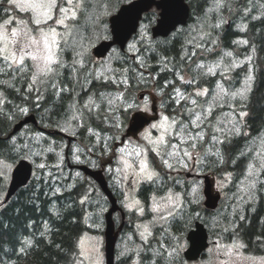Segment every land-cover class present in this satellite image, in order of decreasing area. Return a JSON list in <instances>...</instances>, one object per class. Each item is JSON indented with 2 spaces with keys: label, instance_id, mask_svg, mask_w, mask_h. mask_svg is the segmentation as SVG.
<instances>
[{
  "label": "snow or ice",
  "instance_id": "obj_1",
  "mask_svg": "<svg viewBox=\"0 0 264 264\" xmlns=\"http://www.w3.org/2000/svg\"><path fill=\"white\" fill-rule=\"evenodd\" d=\"M129 7L124 8L119 16H114L112 23V32L116 33L119 39L122 24L125 18L132 17L136 11L137 4L128 0ZM156 2V0H153ZM150 6V5H149ZM227 7L225 0H213L208 12L216 13ZM159 13L152 12L146 19L147 25H141V32L137 43L143 44L151 38L148 35V27L153 19L159 15L160 27L165 31L175 29L176 22L169 14V5L160 0L157 3ZM91 11V15L89 12ZM251 9L246 10V14L251 13ZM0 75L6 76L12 81L9 85L8 80H0V84L6 85L13 93L17 94L22 101L29 102L35 94L33 107H40L41 102L45 101V94L51 89V95L60 97L64 92L71 94L72 89L62 86L59 77L62 70L71 68L79 79V74L84 72L85 82L89 85L99 88H113L115 91H92L89 88L86 92V99L82 102L74 101L65 113L64 124L61 127L57 123L60 131L66 132L73 137L77 135V130L87 133L88 144L83 146L64 145L72 152L73 161L77 164L84 163L81 155L87 152L88 155H94L97 146H100L99 159L108 164L107 171L114 176V184L120 188L123 196L122 205L129 213H135L139 218L151 216V219H142L141 223L136 225V234L141 240V245L137 249L125 247L121 252L122 257L132 259L134 254L137 259L132 260V264H140V252L146 247L150 248V238L155 239L153 229L159 226L163 229V234L168 237L165 243L157 241L159 247L152 250L153 259L151 264H177L181 251L186 247L181 243L182 236L169 230L175 224L180 225L185 217V204H199L200 200L187 199L188 193L175 191V187L180 184L171 174H179L181 171H191L192 167L202 162L205 156H217L219 162L225 161L220 149L215 152L212 148H203L205 144L228 145L231 148L230 140L235 137H249V133L244 131L246 127L245 120L250 113L243 110L247 105H243L239 112L236 111V103L230 101H240L249 99L252 88L249 81L253 77H246L244 87L230 91V78L227 73L232 69L239 67V64H224V57H233L231 51L225 52L223 56L215 60L211 66L204 62V57L200 56L195 62V70L199 79L192 78L185 81L177 68L165 69L171 71L174 79L165 80L163 86L159 89H153L152 97L164 95L163 89L171 88L172 93L169 99L177 107L168 111L170 105L161 102L163 112L158 115H149L152 109L150 105L153 99L148 96L143 97L141 101L131 92L129 73L135 72L138 82L147 84L144 71L151 69L152 66L142 59L138 54L141 49L136 44L128 46L129 51H135L132 59L136 62L134 68H113L111 60H120L117 50L113 49L109 58L101 61H92L90 59L91 37L84 34L88 31L87 26L84 32L78 27L81 19L91 20L92 26L101 29L107 33L109 31L107 23L104 22L105 16L112 13L103 3H93V0H0ZM260 17H253L258 19ZM223 21L214 23L213 29L220 28ZM246 27V26H245ZM243 30V29H242ZM183 29H178L175 34H180ZM197 32L198 41L193 37L187 41L191 45V50L185 52L182 56L183 61H193L198 53H207L217 55V40L212 39V32L192 29ZM101 37L96 36V39ZM104 40L111 39V36L104 35ZM115 42V40L113 41ZM240 43H248L240 41ZM72 53L71 64L65 59V54ZM250 59V58H249ZM126 62V61H125ZM165 65L169 63L164 58ZM222 69V70H221ZM150 75V73H149ZM219 75L220 80L214 81L215 87H201L202 83H207L208 77ZM195 85L194 92L181 91L176 87V82ZM22 82V83H21ZM21 83L20 87H16ZM205 98L201 100L200 98ZM9 100L4 90H0V106H7ZM225 106L231 109V119L223 127V123L215 116L217 110H222ZM17 111L23 115L29 113L27 106L16 105ZM180 109H183L182 113ZM3 108L0 107V111ZM70 113V114H69ZM129 113H136L132 119V126L137 130L138 135L128 137L124 132V121L128 120ZM58 114V113H56ZM227 115V114H226ZM8 119L13 117L9 116ZM148 121H151L148 123ZM215 121V122H214ZM148 123L147 128L143 125ZM143 128V131L139 129ZM113 129L115 131H113ZM111 132V135L106 133ZM155 133V136L153 135ZM219 135H224V139H219ZM12 146L9 150V157L0 159V177H5L10 168L7 159L12 158V153L19 154L29 152L33 156H41L45 152H55V148L49 146L40 151H34L32 144H17L14 137ZM42 134L34 138V143L38 146ZM115 145L119 141V146H109V142ZM264 143V141H262ZM91 145V147H89ZM131 146V148L129 147ZM203 149V151H202ZM59 156V163L54 165L61 168L64 162L62 154ZM250 148L240 152V156L247 160L238 192L242 195L234 198L244 203H250L252 195L250 194L259 184L264 187V153L256 152L252 155ZM230 160L233 164L234 159ZM93 166L96 164L91 161ZM115 164V167L112 165ZM47 165L40 163V169ZM163 172V175H162ZM79 177L80 173H76ZM233 173L226 172L223 182H218V188L223 190L229 181L232 180ZM171 181V185L169 184ZM144 185H147L151 191L141 200L139 193ZM74 186V185H73ZM55 191L59 192L60 189ZM197 192L192 189V194ZM88 200L85 195L80 203L84 204ZM100 211H107L101 207ZM235 212V209L233 210ZM199 218V213H196ZM243 221L244 216H238ZM214 224L219 226V222L214 220ZM228 232L229 228L222 229ZM178 231L182 229L178 228ZM233 233L232 241L229 244L222 243L220 240L213 241V247L208 249V255L211 259L203 261L202 264H238L240 259H251L243 256V251L247 245L239 239V225H234L231 229ZM257 242L264 244V237H257ZM30 244L31 241H26ZM23 251V249H21ZM73 257L71 264H94L95 258L99 255L98 247H86L83 238L76 243L75 251L70 253ZM179 264H184L183 260ZM260 264H264V258Z\"/></svg>",
  "mask_w": 264,
  "mask_h": 264
},
{
  "label": "trees",
  "instance_id": "obj_2",
  "mask_svg": "<svg viewBox=\"0 0 264 264\" xmlns=\"http://www.w3.org/2000/svg\"><path fill=\"white\" fill-rule=\"evenodd\" d=\"M94 2L103 3L105 0H96ZM118 2L120 0H110L111 5L109 6L114 10L117 8ZM212 2L213 0H188L191 14L186 24V52L190 51L192 47L187 41L193 37L197 39V33L191 31L193 29L191 27L192 24L196 17L199 18L205 13V10ZM229 2L230 6L227 5L219 14L220 18L223 15L224 19H227L229 22L214 30L215 39L217 40V55L224 50L235 52L237 57L247 58L244 64L227 73V76L230 78V85H228L230 88L237 87L251 73L255 76L253 89L248 101L245 103L247 107L244 108L245 111L250 113V116L245 120L246 127L243 129L249 133V137L240 136L231 139V148H228L227 144L222 146L221 154L225 162L221 164L219 157H216L212 166V169H215V172L219 175L223 172L233 173L232 183L229 186V190L233 193L237 189V181L243 175V170L247 164V160L241 157L239 153L247 149V145L252 139L264 132V97L262 96L264 91V13L258 15L260 3L263 4L264 0H229ZM249 9L252 10L251 13L246 14V10ZM262 10L264 12L263 8ZM152 12L156 11L152 10L145 14L144 22H148L146 17ZM156 17L150 26L155 23ZM253 17L260 18L253 19ZM150 26L148 27L149 30ZM184 28L183 30H185ZM138 36L139 34H136L134 38ZM184 36L185 33L183 31L169 38L150 39L141 44L140 55L152 68L146 71L141 69V71L144 70V73H147L145 74L147 84L138 82L135 78V72L129 73L132 85L131 92L135 93L136 97L137 91L150 86L153 79L158 84V89L163 86L165 80L171 81L173 75L171 71H166L165 69H172L175 66L179 73L183 72L184 61L182 62L181 58L184 55L185 48L182 40ZM159 40L161 42L158 46H155L154 44H157ZM240 41H247L248 43H240ZM156 54L160 60L156 58ZM217 55L198 53V56L193 61H186V74L190 75L191 78L199 79L195 70V62L200 56H203L205 59L215 58ZM119 56L121 57L120 60L115 59L114 62H111L113 68H134L136 66V62L128 56L127 52H122ZM165 57L169 61L166 65L162 61ZM220 79L219 75L208 77V82L202 83L201 87L214 88V81ZM0 80H8V78L0 75ZM11 83L12 81L8 80V84L10 85ZM21 83H17L16 87H20ZM190 88H196V86L190 85ZM98 89L109 92L115 91L114 87L102 89L98 85H92V91H97ZM0 90L5 91V95L9 100L7 106H0L3 108L0 111V159L9 157V150L12 146V139L10 138L12 137L16 139L18 145L24 143L32 144L34 151H40L42 148L45 149L48 146L47 144H39L37 146L33 141L32 134L39 131L38 127L34 125L23 127L22 130L11 137H8V135L12 131L13 126L29 114L36 116L41 127L45 126L55 129L57 123L63 127L64 124L60 120L63 119L62 100L57 102L55 96L51 95V89H49L48 94H45V101L41 102L40 107H33L35 94H33L32 100L25 104L6 85L0 84ZM16 105L27 106L29 113L27 115L21 114L17 111ZM9 116L13 118L8 119L7 117ZM128 121L129 118L124 121V126ZM23 131H27L28 133L22 135ZM113 131L115 130L113 129ZM106 134L111 135L112 133ZM77 136L80 142H82V146L89 143L88 138H86V132L78 129ZM54 137L57 139H51L57 143L54 144L56 151L35 156L38 161H46L48 166L40 169L32 161L34 172L30 182L23 188H20L9 202L0 207V264H71L73 257L70 253L75 251L79 238L89 230L85 222L86 202L84 204L80 203L81 198L86 195L88 189L86 178L81 180L79 177H76L77 184L71 187L69 186V182L72 180V171H70L69 178L64 177V182L62 181L63 185L65 183L64 188L62 191L57 192L55 191L56 185L54 186V183L51 182L52 175L49 178L46 177L47 170L53 169V163L59 158L57 151L61 148V141L67 142L61 136L55 135ZM109 145L113 146L111 141ZM96 150L100 153V146H97ZM11 155L12 158L7 159V162L10 164H16L23 158L30 160L31 156H33L27 151L19 154L12 153ZM71 155L72 152L69 150V156ZM230 157L236 161L235 164L231 162ZM62 167L65 170L68 169L66 161ZM6 186V176L0 177V196L4 193ZM190 189V184L186 182V193L189 194L187 197L189 200H191ZM198 209L199 206L188 204L186 219L196 218L195 213ZM218 209L215 211L207 210V213H211L209 214L210 216L215 215ZM253 209L252 214L248 213L246 215L248 218L251 217V220L249 225L244 224V229L249 234H256L257 232L264 235V201L262 197ZM201 216L203 215L199 213V217ZM189 221L186 220V229L193 225L192 222L189 224ZM249 239L252 240L254 238L250 237ZM26 241H31V243L27 244Z\"/></svg>",
  "mask_w": 264,
  "mask_h": 264
},
{
  "label": "rangeland",
  "instance_id": "obj_3",
  "mask_svg": "<svg viewBox=\"0 0 264 264\" xmlns=\"http://www.w3.org/2000/svg\"><path fill=\"white\" fill-rule=\"evenodd\" d=\"M94 1H96V0H93V3H95ZM126 2H128V0H120V2H118V4H117V8H115L114 10H113L112 7L109 6V5H111L110 4V0H105V2H103V4L107 5V7H109V10L113 14V13H115L118 10L119 6L122 3H126ZM225 3H226V5L230 6L229 0H225ZM210 5H212V3ZM210 5L205 10V13L208 12V9H209ZM262 8L264 9V3L263 4L260 3L258 15L264 13ZM91 11L92 10H90L89 15H91ZM220 11H218L216 13H210L209 12L207 17H205V13L202 16H200L199 18L196 17V19H195V21H194V23L192 24L191 27L193 29H197L198 31L199 30H203V31L212 32V39L216 40L215 39L216 36L214 35L215 34V31H214L215 29H213L211 26L214 23H217V22H220V21H223V23H221V25H225L226 23L229 22L227 19H224L223 15L220 18V15H219ZM108 17L109 16H105L103 19H104V22L107 23L108 28L110 30V26H109V23H108ZM147 24H148V22H143L142 25H147ZM86 26L88 28V32L87 33L92 39L91 44H94L95 46L97 44H99L102 40H104L102 38L104 35L111 36V34H109V31L107 33H105L101 29L93 27L91 20L85 21L82 18L81 19V24L78 27L80 28V30H84V28ZM242 27H243V25H242ZM180 29H183V28H180ZM140 32H141V30H140ZM184 33H185V30H184ZM139 35H140V33H139ZM148 35L150 36L151 39H153L152 36H151V32H150L149 28H148ZM174 35H177V34H174ZM96 36H99L101 38L100 39H96ZM138 39H139V36L137 38H133L130 41V43L128 44V46L130 44H136V47L140 49L141 44L137 43ZM182 40L184 42L183 44L186 46V35L183 37ZM196 40H197V42H199L198 41V34H197V39ZM160 42L161 41L159 40V42L157 44H154V45L158 46ZM93 48L94 47H90V53L91 54H92ZM115 49L117 50V54L121 55L122 52L120 51V49H118V48H115ZM126 52H127L128 56L131 57V58L133 57V55H136L134 50L133 51H129L128 48H127ZM126 52H123V53H126ZM225 52H228V51H224V50L221 51L220 54L217 55L215 58H205L204 62L206 64H208L209 66H211L212 63L215 60L219 59V57L223 56V54ZM232 53H233V57H224V61L223 62H224V64L226 66L230 65L232 63H236V64L241 65V64H244L245 61L247 60V58L237 57L235 52H232ZM138 55H140V53ZM109 56L110 55H108L107 58H109ZM140 57L143 59L142 55H140ZM72 58H73L72 54L65 56V59L68 61L69 64H71ZM156 58L158 60H160L159 57H157V54H156ZM92 61H96L95 57L92 59ZM114 61H115V59L111 60V62H114ZM162 61H164V59H162ZM232 70H234V69H232ZM80 74H84V72H81ZM144 74H147V73H144ZM68 75L70 77H72L74 75V73L72 72L71 68H68L66 70H62V75L60 77H65V76H68ZM249 76L253 77L252 73ZM186 78H189V80L192 79L190 77V75H187V74H186ZM245 80H246V78H245ZM245 80L240 82L237 87L230 88V91H235V90H239V89L243 88ZM153 81H154V79H153ZM153 81L151 82L150 86H148V87H146L144 89L138 90L137 94H139L140 91H144V90L153 91V89H154V87L152 86ZM249 84H250V86L252 88L253 79L251 81H249ZM203 87H206V86H203ZM186 91L187 92H194L195 88H188L186 86ZM200 99L204 100L205 98L202 97ZM246 101H248V99H246L244 101H240L239 97H237V101H230L229 103H236V111L239 112L241 110V107L243 105H245ZM141 103H142V101H141ZM154 105H156V103L153 101V103L150 105L151 109H152V107ZM182 111H183V109H182ZM182 111H181V113H182ZM230 112H231V109L228 106H225L222 110H217V112L215 113V116L223 122L220 125L221 127H223L224 124H227L228 121L231 119ZM165 114H168V113H165ZM149 115H154L153 110L151 111V113H149ZM147 125L145 124L143 127L146 128ZM63 126H65V124ZM57 128L58 127H56V129ZM139 131H143V128L139 129ZM124 132H125V129H124ZM25 133L27 134L28 132L27 131H23L22 135L25 134ZM40 134H42V133H40L38 131V132H35L34 134H32V136H33V138H35L37 135H40ZM136 135H138V132H136ZM133 136H134V134L131 135V136H128V137H133ZM218 138L219 139H224V135H219ZM262 141H264V132L261 135H259L258 137L252 139L249 142V144L247 145L248 147H247L246 150L251 148L253 150V152H252L253 156L258 151L264 153V143H262ZM81 143L82 142L77 141V142L73 143L74 145H72V146H82ZM39 144H43V145L47 144L48 146L46 148H48L49 146L55 148L54 144H57V143L54 140H52L51 138L46 137L45 135L42 134V139L40 140ZM64 145H67V143L65 141H61V143H60L61 148L57 152L59 154V153H61V149H63L62 154L64 156V162L66 161V163H67L66 150H65V148H67V147H63ZM118 146H119V141L116 142L114 147H118ZM129 147L131 148V146H129ZM40 148H42V147H40ZM203 148H212V150L214 152L217 149H220V151H222V146L220 144H218V143L215 144V145H213V144H205L203 146ZM202 151H203V149H202ZM45 153H48V152H45ZM99 155H100V153L97 150L95 151L94 155H88L87 152H85V154L81 155V159L84 160L85 162L81 163V164H87L90 167H94L93 164L91 163V161H94L96 166L98 164V167H100V165L103 162L101 161V159H99ZM31 157L32 158H30V160L34 161L37 166L40 163H44V164H46L48 166V163L46 161H44V160L38 161L35 158V156H31ZM216 157L217 156H205L203 158L202 162L198 164V169L201 172L210 174L212 176V178L214 180V190L215 191H220L221 194H222V199L220 201L221 205H219V207H220V208L218 207L219 209L217 208L218 209L217 210L218 211L217 214L210 216L209 214H211V213H206L205 212V210H206L205 207H204L205 197H204V194H203V184H204V182L202 184L201 182H198L197 181L198 179L196 180V178H192V179H190V180H188L186 182H188V184H190V187H191V189H190L191 200H195V199H199L200 200V203L198 205L195 204V203L192 204V206H199V209L196 211V213L199 211L198 213L203 215L201 217L207 222V224H208L207 226L210 227L211 234H213L212 236L214 238H219V237L222 236L221 234L224 233V231L222 230L223 228L227 227V228H229V230H231L232 227L235 225L234 222H232L233 219L237 218L239 215L246 216L247 213H251L254 210L253 208L255 207L256 203L259 202V199L261 197L263 198V201H264V187H261L259 184L257 185V188L254 189L250 193L252 195V197H253L250 203H244V202H242V201H240L238 199H235L234 198V193L237 196L242 195L241 193L238 192V188L240 187V179L242 178V175L239 177V180L237 181V189H235V192L231 193V190H229V186L232 183V180L227 183V186L223 190L219 189L218 188V182H223L224 181L226 172H223L221 175H219L217 172H215V169H212V166L214 165V160H216ZM70 160H71V162L73 164H77V163H75L73 161L72 155L70 156ZM64 162H63V164H64ZM57 163H59V158H58V160L56 162L53 163V165H52L53 169H48L47 173H46V177L47 178L51 177V175H52L51 182L54 183V186L56 185V189H60V191H62V189L64 188L63 186H65V183L63 185L62 181L64 180V177L69 178L68 176H69V172L70 171H72L71 172L72 173V180L70 179L71 181L69 182V186L74 187L77 184V182H76V177H77L76 173H80L79 178L81 180H84L85 178L87 180L86 183H87L88 189H87L86 195L88 196V200L86 201L85 222H86V225L88 226L89 230L86 233H84L80 238L84 239L86 247H92V246L98 247L99 255H98V257L95 258L94 264H105V249H104V246H105V238H104L105 223H104V219H103V214H104L105 211L101 212L100 208L101 207L106 208L108 204H107V202H105V198L102 195L100 188L97 187V185L93 183L91 178L86 177L80 170L74 171V169H69L68 166H67L68 169L65 170L62 167L63 164L61 165V168L54 167V165H56ZM9 165H10V168L8 169L7 174H6V178H7L6 189H7L8 185H9L10 178H11V171H12V169H13L15 164H10L9 163ZM112 166L115 167V164H113ZM38 176H39V174H38ZM113 181H114V176H113ZM193 188L197 189V192L195 194H192V189ZM6 189H5L4 193L0 196V203L2 202V200H3L4 196H5ZM222 204H223V206H222ZM186 209H187L186 210V213H187L188 212V204H186ZM234 209H235V212L233 211ZM196 213H195V216H196ZM118 218H119V216H118ZM193 219H195V217L192 218V219H186V220L187 221L190 220L189 221V224H190L193 221ZM214 220L219 222V226H216L214 224ZM186 225H187V223H186ZM173 226H174V224L169 228V230L171 232L176 233L177 235H179V232H176L175 230H173V228H172ZM187 229H186V232L188 231ZM160 232H161L162 235H164L162 233V231H160ZM129 241L130 240H128L127 242L129 243ZM122 243H123V241L121 242L120 245H117V255H116L117 258L121 257L120 254L125 249V248H122ZM126 247L130 248V249H133L131 246L130 247L126 246ZM247 262H248L247 264H252L253 263L251 261H247Z\"/></svg>",
  "mask_w": 264,
  "mask_h": 264
},
{
  "label": "flooded vegetation",
  "instance_id": "obj_4",
  "mask_svg": "<svg viewBox=\"0 0 264 264\" xmlns=\"http://www.w3.org/2000/svg\"><path fill=\"white\" fill-rule=\"evenodd\" d=\"M81 32H84V30H81ZM87 32H85L84 34L88 35ZM109 34H110V32H109ZM185 35H186V29H185ZM91 41H92V39H91ZM185 52H186V46L184 48V53ZM70 54H72V53L68 52L65 54V56L70 55ZM93 58H94L93 53L92 54L90 53V59L92 60ZM95 59H96V61H101V60H104L105 58H96L95 57ZM180 74L183 76L185 81L189 80V78H186V61H184L183 72ZM173 79H174V76L172 77V80ZM59 80L62 82V86H65V87L72 89L71 94H69V92H64L60 97L55 96V99L57 100V102L60 100H62V102H63V104H62L63 105L62 106L63 107L62 108V110H63L62 118L63 119H60V120L62 121V123H64L65 113L69 109V106L74 101L82 102L83 99H86L87 97L85 95V92L89 88L92 89V85H89L88 83L85 82L84 74H79V79L76 78V74L74 73V75L72 77H70L69 75L65 76V77H59ZM253 81H255V76H253ZM152 86L155 89H158V87H157L158 84L154 81L152 83ZM186 86L188 88H190L189 84H183L182 82L177 80L176 87L180 88L182 91H186ZM163 91H164V95L157 96L154 98L152 97L153 91H150V90L140 91L139 94H137V98L140 101H143L144 96H148V97H150V99H153V101L156 103V105H154L152 107L154 115H158L159 113L164 111V109L161 108V102H163L165 105H170V107L168 108V111L165 112V113H169V112H171L172 108H176L177 106L175 104H172V101L169 99V95L172 93L171 88L163 89ZM262 96L264 97V91L262 93ZM180 111H182V109H180ZM133 114L134 113H131L130 116L132 117ZM131 117H129V119H131ZM129 122H130V120L124 126L125 133L127 134V136H131L133 134H136V132H134V133L132 132L129 134L127 133V128H128ZM150 122L151 121H149L148 123H150ZM148 123H146V125ZM38 128L41 131L40 133H42L46 137L54 138V139H57L54 137L55 135L63 137V140H66L67 144L70 143L69 142V136L73 137L72 135H70L66 132L56 130V128L52 129V128H48L45 126H42L41 128L38 127ZM153 135H155V133H153ZM77 141H80L77 135L75 137H73V139H71V143L77 142ZM69 161H67V164L69 163L68 164L69 166H75V164H73L71 161L70 162ZM108 166H109L108 164L102 163L100 165V167H98V164H97V166H95L93 168L94 169H100L101 168L104 170V174H105L106 179L109 183V186L113 190V193L118 200V204H119L120 209L115 211L113 214V219H114L116 230L119 231L117 244L120 245L121 242L123 241L122 248H125L126 246H129V247L131 246L133 249H137L141 245L142 242H141L139 236L136 234V225L138 223H141L142 219L146 222V220L151 219V216L149 215V216H146L145 218H139L137 214L129 213L123 207V205H122L123 196L121 194V190H120V188H118L114 184L113 174H111L107 171ZM72 168H75V167H72ZM205 174L206 173L201 172L198 169V164L195 165V167H192L190 172L189 171H181V172H179V174L173 172L171 175L173 177H175L176 180L180 181V184L175 187V191L177 190L179 192L186 193V181H188L192 178H196V180L198 179L197 181L201 182L203 184ZM162 175H163V172H162ZM92 180L95 182L94 179H92ZM169 184L171 185V181H169ZM150 191H151V189L147 185H144L143 188L141 189V192L139 193L141 200H144L145 197L150 193ZM104 197H105V202H107V204H108L106 207L107 211H105L103 214V218H104V221L106 224L107 223L106 222V213L108 212V210L111 207V202L105 194H104ZM185 210H186V204H185ZM205 212L207 213L206 210H205ZM118 216H119V218H118ZM185 217H186V211H185ZM244 217H245V219L243 221L239 220L237 217V218L233 219L232 222H234L235 225H239V239L247 245V249L243 251V256L249 257L251 259H240L238 261V264H247L248 263L247 261L253 262L252 264H260L261 259L264 258V244L257 242V237H264V235H262L261 233H257V232H256V234H254V233L249 234L248 231H245L244 224L249 225L251 217L250 218H248L246 216H244ZM197 221H201L206 226L208 225L207 222L203 218L199 217V218L193 219V221H192L193 225L189 226V228L187 229L188 230L187 232H186V218L181 221L180 225L177 226L174 224V226L172 227L173 230H175L176 232H179V235L182 236L181 243L186 245V247L180 253V257L177 260V264H179L180 260H183L184 264H202L203 261H206L207 259H211V257L208 255V249L213 247V243H212L213 241L220 240L222 243H225V244H229L232 241L233 233L231 230H229L228 232L222 233L221 234L222 236L219 238H214L212 236L213 234H211V232H210V228L207 226L209 236H208V245H207L206 249L204 251H202V253L199 255L198 258L187 259L186 258V250L190 246V242H189L187 236H188L189 231L195 228V224ZM178 228L182 229V231H178ZM160 231H162V233H163V229H160L159 226H157V228L153 229L155 239L150 238V242H151L150 248L146 247L143 251L140 252V257H139L140 264H151V261L153 259L152 250H155L159 247L157 241H160L161 243H165L168 240V237L166 235H162ZM250 237L254 238V239L251 240V239H249ZM128 240H130L129 243L127 242ZM117 244H116V250H117ZM117 259H118V264H132V260L137 259V257L133 254L131 260L128 259L127 257H122V256L120 258L118 257Z\"/></svg>",
  "mask_w": 264,
  "mask_h": 264
},
{
  "label": "water",
  "instance_id": "obj_5",
  "mask_svg": "<svg viewBox=\"0 0 264 264\" xmlns=\"http://www.w3.org/2000/svg\"><path fill=\"white\" fill-rule=\"evenodd\" d=\"M158 2H160V0H156V2H153V0H133L132 3L138 5V8L136 10L138 12V15L136 13H133L132 17H127L124 19L120 37L119 39H117L116 33L112 32L111 21L114 16H119L120 12L124 8H127L130 6L129 3H125L121 5L118 11L114 13L113 15H111L109 18L112 38L109 40H103L98 45H96L93 49V54L98 58L105 57L110 52V50L112 49L114 45H118L120 46L122 50H125L128 41L138 31L140 21L143 17V14L145 12H148L153 7L157 8ZM164 2L169 5V9H168L169 14L173 18V20L176 22L175 29L179 25H184L188 22L189 17H190V6L187 0H164ZM158 10L160 11V9ZM160 19L161 17L158 16L156 24L152 27L153 37H158V36L166 37L173 30H175V29H170V30L165 31L164 29H162L159 24ZM114 40L115 42H113ZM135 115L136 113L131 118V121L128 127V133L137 132V130L132 126V119ZM29 123H33L35 125L38 124L37 118L34 114H29L26 117H24L22 120L18 121L13 126V129L8 135V137L13 136L18 131H20L24 125L29 124ZM78 167L86 175L93 177L99 182L102 190L110 198V201L112 203V207L110 208L109 212L106 214L107 226L105 230V238H106V242H105L106 262L105 264H115V247H116V241L118 237V231H116L115 229V224L112 219V214L119 208L117 204V200L114 197L112 191L110 190L108 186V182L102 170H94L93 168L87 165H79ZM32 173H33V164L28 159H25V158L20 159L15 164V166L12 169L11 179H10L9 185L6 190L4 200L1 203V205L7 203L11 199V197L15 195L16 192L20 188L28 184V182L30 181L32 177ZM204 179H205V186H204L203 192L205 196V202H204L205 206L209 209H215L218 206L219 201L221 199V193L214 192L213 183L209 175H205ZM187 238L190 242V246L186 250V257L188 259H196L208 245V242H207L208 233H207V229L204 226V224L201 222H196L195 228L189 231Z\"/></svg>",
  "mask_w": 264,
  "mask_h": 264
}]
</instances>
